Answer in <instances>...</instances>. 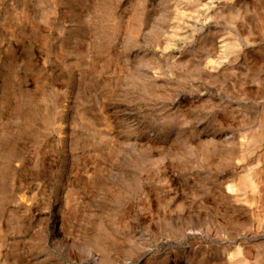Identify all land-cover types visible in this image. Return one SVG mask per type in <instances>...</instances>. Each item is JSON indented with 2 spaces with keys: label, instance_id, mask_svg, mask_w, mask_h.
I'll use <instances>...</instances> for the list:
<instances>
[{
  "label": "rangeland",
  "instance_id": "374dc122",
  "mask_svg": "<svg viewBox=\"0 0 264 264\" xmlns=\"http://www.w3.org/2000/svg\"><path fill=\"white\" fill-rule=\"evenodd\" d=\"M246 1L0 0V264H264Z\"/></svg>",
  "mask_w": 264,
  "mask_h": 264
},
{
  "label": "bare ground",
  "instance_id": "6f19581e",
  "mask_svg": "<svg viewBox=\"0 0 264 264\" xmlns=\"http://www.w3.org/2000/svg\"><path fill=\"white\" fill-rule=\"evenodd\" d=\"M227 1V0H226ZM230 1V0H229ZM246 1V0H245ZM251 1V0H250ZM203 2V1H202ZM201 2V3H202ZM213 2V1H212ZM247 2V1H246ZM236 3V2H235ZM251 3V2H250ZM261 3V2H260ZM257 5H258V3H256ZM230 5V4H229ZM232 5V4H231ZM260 5V4H259ZM212 6V5H211ZM227 6V5H226ZM214 7H217V6H214ZM222 7V6H221ZM231 7V6H230ZM237 7H239V6H237ZM252 7H253V5H252ZM258 7V6H257ZM212 8V7H211ZM264 8V7H263ZM201 9V8H200ZM208 9V8H207ZM261 9H262V7H261ZM263 10V9H262ZM201 11V10H200ZM208 11V10H207ZM210 11V10H209ZM217 11V10H216ZM195 13H196V11H195ZM216 13V12H215ZM253 13V12H252ZM256 13H258V12H256ZM261 13V12H260ZM210 14V13H209ZM220 14V13H219ZM254 15V14H253ZM209 16V15H208ZM212 16V15H211ZM249 16H251V15H249ZM197 18V17H196ZM202 18V17H201ZM208 18V17H207ZM212 18V17H211ZM262 19V18H261ZM202 20H203V18H202ZM211 20V19H210ZM243 20L245 21V22H247L248 24H251L252 25V27H253V29H255V31H257V29H259V24L257 25V24H254V22H253V18H250V17H244L243 18ZM256 20V19H255ZM201 21V20H200ZM263 22V21H262ZM205 23V22H204ZM247 24V25H248ZM208 26V25H207ZM218 32V31H217ZM246 32V31H245ZM246 33H248V30H247V32ZM252 33V32H251ZM253 33H255V32H253ZM252 33V34H253ZM261 33V32H260ZM256 34V33H255ZM223 37H224V35H223ZM219 38V37H218ZM226 38V37H225ZM222 39V38H221ZM227 39V38H226ZM215 40V39H214ZM224 40V39H223ZM216 41V40H215ZM225 41V40H224ZM252 41V40H251ZM230 44V43H229ZM250 44H252L251 42H250ZM254 44V43H253ZM244 45H246V43L244 44ZM256 46V45H255ZM247 47H249V46H247ZM216 48V47H215ZM212 49V48H211ZM214 49V48H213ZM223 49H224V47H223ZM247 49V48H246ZM210 50V49H209ZM244 50V49H243ZM260 50V49H259ZM215 51V50H214ZM228 51V50H227ZM238 51V50H237ZM250 51V50H249ZM230 52V51H229ZM236 54V53H235ZM249 54H250V52H249ZM253 54H255V53H253ZM252 54V55H253ZM226 55V54H225ZM233 55V54H232ZM209 56H211V55H209ZM215 57V56H214ZM219 57V56H218ZM222 59V58H221ZM258 59V58H257ZM256 59V60H257ZM220 60V59H219ZM227 60V59H226ZM224 61V60H223ZM222 61V62H223ZM254 61V60H253ZM261 61V60H260ZM264 61V60H263ZM214 63H216V62H214ZM262 84V83H261ZM263 88V87H262ZM261 88V89H262ZM263 111V110H262ZM252 130V129H251ZM257 130V129H256ZM249 131V130H248ZM242 166H244V165H242ZM226 177V176H225Z\"/></svg>",
  "mask_w": 264,
  "mask_h": 264
},
{
  "label": "water",
  "instance_id": "95a60500",
  "mask_svg": "<svg viewBox=\"0 0 264 264\" xmlns=\"http://www.w3.org/2000/svg\"><path fill=\"white\" fill-rule=\"evenodd\" d=\"M155 56V55H154ZM202 77V76H201ZM200 77V78H201ZM146 78L148 80H150L151 82H153L154 84H157V83H161V82H164L163 79H160V78H153L152 76H150L148 73L146 74Z\"/></svg>",
  "mask_w": 264,
  "mask_h": 264
}]
</instances>
